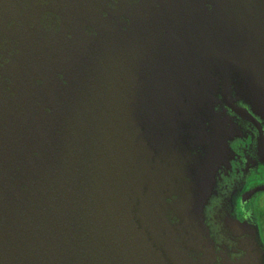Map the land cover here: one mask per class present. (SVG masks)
Masks as SVG:
<instances>
[{
	"label": "water",
	"instance_id": "1",
	"mask_svg": "<svg viewBox=\"0 0 264 264\" xmlns=\"http://www.w3.org/2000/svg\"><path fill=\"white\" fill-rule=\"evenodd\" d=\"M264 122V0H0V264H264L208 218Z\"/></svg>",
	"mask_w": 264,
	"mask_h": 264
},
{
	"label": "flooded vegetation",
	"instance_id": "2",
	"mask_svg": "<svg viewBox=\"0 0 264 264\" xmlns=\"http://www.w3.org/2000/svg\"><path fill=\"white\" fill-rule=\"evenodd\" d=\"M259 122L261 132L246 133L232 141L233 157L220 173L208 218L218 244L233 246L224 223L228 217L249 224L264 252V122Z\"/></svg>",
	"mask_w": 264,
	"mask_h": 264
}]
</instances>
